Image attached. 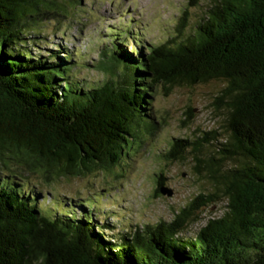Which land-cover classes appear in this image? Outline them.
Returning a JSON list of instances; mask_svg holds the SVG:
<instances>
[{
	"label": "trees",
	"instance_id": "obj_1",
	"mask_svg": "<svg viewBox=\"0 0 264 264\" xmlns=\"http://www.w3.org/2000/svg\"><path fill=\"white\" fill-rule=\"evenodd\" d=\"M79 2L0 0V264H264V0H208L193 23L185 7L159 42H143L129 21L110 27L97 65L107 77L96 84L79 79L78 53L27 47L45 21ZM212 80L223 83L213 100L221 131L199 142L174 138L165 153L191 156L209 188L169 221L114 231L97 219V202L66 204L48 190L44 207L46 194L32 190L33 175L51 185L110 170L155 128L146 106L156 86ZM217 201L220 214L184 235L197 211Z\"/></svg>",
	"mask_w": 264,
	"mask_h": 264
},
{
	"label": "rangeland",
	"instance_id": "obj_2",
	"mask_svg": "<svg viewBox=\"0 0 264 264\" xmlns=\"http://www.w3.org/2000/svg\"><path fill=\"white\" fill-rule=\"evenodd\" d=\"M207 2L198 0L196 5L188 6L187 0H80L70 5L68 13L59 20L45 21L36 40L28 41L27 47L33 55L41 56L58 44L78 53L75 63L79 66V79L83 84H96L107 77L97 65L103 60L102 51L110 46V27L119 29L129 21L132 29L144 37L143 42H159L172 31L171 24L183 8L188 7L189 21L193 23ZM118 42L126 52L132 48L130 42ZM222 87L220 80L174 84L168 90L156 86L150 105L146 106V111L153 115L155 128L151 133L143 132L139 142L132 144L128 154L123 153L110 170L98 168L83 175L60 176L51 185L33 175L31 180L39 184L32 190L39 191V197L46 194L44 207L51 200L45 192L48 190L66 204L71 198L75 203L79 199L97 202L99 208L94 209L98 211L97 219L105 218V223L114 225V231L136 224L169 221L209 186L203 174L194 170L191 156L166 160L165 153L174 138L199 142L204 132L221 131L223 113L214 107L213 100ZM204 147L202 151L206 153ZM160 181L161 188L169 190L170 195L156 193ZM222 206L223 202L217 201L202 207L184 235H193L208 218L218 216Z\"/></svg>",
	"mask_w": 264,
	"mask_h": 264
},
{
	"label": "water",
	"instance_id": "obj_3",
	"mask_svg": "<svg viewBox=\"0 0 264 264\" xmlns=\"http://www.w3.org/2000/svg\"><path fill=\"white\" fill-rule=\"evenodd\" d=\"M160 192L163 193V194L166 193L168 195H170V193H171L169 190H165L163 188L160 189Z\"/></svg>",
	"mask_w": 264,
	"mask_h": 264
}]
</instances>
